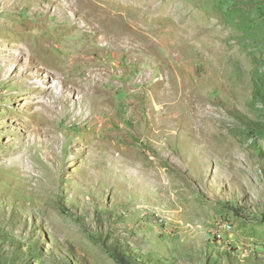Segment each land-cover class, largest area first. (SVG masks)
<instances>
[{
    "label": "rangeland",
    "instance_id": "1",
    "mask_svg": "<svg viewBox=\"0 0 264 264\" xmlns=\"http://www.w3.org/2000/svg\"><path fill=\"white\" fill-rule=\"evenodd\" d=\"M115 252L264 264V0H0V264Z\"/></svg>",
    "mask_w": 264,
    "mask_h": 264
},
{
    "label": "trees",
    "instance_id": "2",
    "mask_svg": "<svg viewBox=\"0 0 264 264\" xmlns=\"http://www.w3.org/2000/svg\"><path fill=\"white\" fill-rule=\"evenodd\" d=\"M122 256H124V254H117V252H115V254H113V257L115 258L116 262L118 264H124L123 260H122Z\"/></svg>",
    "mask_w": 264,
    "mask_h": 264
},
{
    "label": "bare ground",
    "instance_id": "3",
    "mask_svg": "<svg viewBox=\"0 0 264 264\" xmlns=\"http://www.w3.org/2000/svg\"><path fill=\"white\" fill-rule=\"evenodd\" d=\"M110 10H111V9H110ZM110 10L106 9V10H105V13H107V12L110 13V12H111ZM98 16H99V15H98ZM101 18H102V17H101ZM125 32H126V31H125Z\"/></svg>",
    "mask_w": 264,
    "mask_h": 264
}]
</instances>
